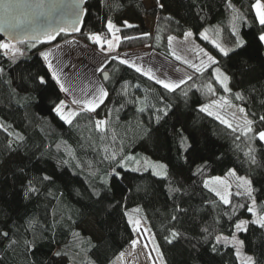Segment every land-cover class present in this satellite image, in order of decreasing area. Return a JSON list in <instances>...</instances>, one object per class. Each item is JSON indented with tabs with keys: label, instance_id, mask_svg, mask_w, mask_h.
I'll use <instances>...</instances> for the list:
<instances>
[{
	"label": "trees",
	"instance_id": "trees-1",
	"mask_svg": "<svg viewBox=\"0 0 264 264\" xmlns=\"http://www.w3.org/2000/svg\"><path fill=\"white\" fill-rule=\"evenodd\" d=\"M252 3L232 0L246 17V22L235 21L247 42L236 50L240 55L225 57L214 47H235L234 14L226 0H159V4L157 0H84L78 31H60L51 41L42 37L13 43L24 53L14 61L0 50V233H8L0 235V264H113L115 260L120 264L119 254L138 236L129 216L140 221L153 250L159 247L163 262L154 250L159 264H237L231 247L213 252L212 238L206 241L208 234L202 229L208 228L212 236L228 235L232 222L249 219L250 214L239 209L229 221L224 212L231 211V205L225 206L205 188L204 180L235 170L251 180L258 209L264 208V143L242 135L237 124L233 132L199 109L208 101L224 99L236 109H245L242 114L254 121L256 132L264 130V121L259 120L264 116V45L257 42L260 26ZM109 19L120 29L115 35L121 39L114 53L105 52L155 53L174 62L186 82L168 91L111 55L99 71L107 98L94 112L85 110L67 124L54 110L63 92L39 53L72 34L94 53L102 51L101 45L88 37L98 33L107 49ZM145 19L152 20L151 27ZM205 30L207 40L200 37ZM187 31L219 62L203 74L172 56L168 38H182ZM1 41L6 40L0 36ZM30 44L34 46L29 48ZM215 67L229 77L230 91L212 75ZM40 76L45 77V85L39 84ZM139 107L145 111H137ZM157 108L166 109L167 115ZM96 120H106L108 131H97ZM181 135L187 138L186 150ZM113 154L116 160L135 159L119 168ZM143 157L165 164L167 179L145 170ZM136 160L141 162L140 171L131 170L138 167ZM113 170L119 175L113 177ZM30 181L38 192L25 196ZM176 188L181 191H173ZM232 193V205L248 203L246 197ZM173 230L180 236L169 244L165 237ZM239 237L244 240L243 251L264 264V229L249 225Z\"/></svg>",
	"mask_w": 264,
	"mask_h": 264
},
{
	"label": "snow or ice",
	"instance_id": "snow-or-ice-1",
	"mask_svg": "<svg viewBox=\"0 0 264 264\" xmlns=\"http://www.w3.org/2000/svg\"><path fill=\"white\" fill-rule=\"evenodd\" d=\"M81 2H82V0H74V3L72 5L71 12H72V15L76 18L74 23L78 22L79 17L83 11L79 7ZM157 3L159 4V0H157ZM19 6L20 5L13 3L12 0H9V2L7 4H5V6H4L5 12L7 13V15L3 19H0V31L7 32L10 39L16 40L18 43L23 41V37L21 35H19V32L21 30L27 31V29L31 27V23H32V20L30 19L28 21V25L26 28L25 27V21L23 19L16 18L14 13H15L16 8H18ZM160 6L163 7V5H160ZM226 6L234 14L233 19H232V34L234 36H236L235 47L231 48V49H226L219 44H214V47H216L223 56L229 57L230 53H235L236 55H240L241 53L237 52L236 50L237 49H243L247 43L238 34L237 25L235 23L236 20L246 22V17L242 13H239V10L236 9L235 6L232 4V0H226ZM34 7L37 9H43L44 4L42 2H38L34 5ZM251 9L254 11L255 18L258 21L259 26H260L259 35L257 36V42L261 45H264V0H254V3L251 4ZM37 15H42V13H37ZM34 18L35 17H33V19ZM125 25L127 27H132V25L127 24V22H125ZM106 27H107L108 31L110 33H112L113 36H115L116 32L120 31V29L111 21V19L107 20ZM73 30L78 31L79 29L74 28ZM60 31H66V29L61 28ZM206 31L207 30H205V32ZM205 32H201L200 37H201V39L207 40L208 36L205 34ZM55 34H56L55 30H52V31L45 30L43 32V37L46 38V40L51 41V40L55 39ZM145 35H148V34H145ZM184 36L186 38L191 37V36H193V33L191 31H187L184 33ZM40 38L41 37L39 35L34 37V39H40ZM131 38L132 37H124V39H131ZM88 39L93 41L94 43H96L98 45H101L102 51H105V50L110 51L114 48L112 40L108 39L106 41L107 49H105L103 47V44L101 41V35L98 33L90 35L88 37ZM115 39L119 40L121 38L118 36H115ZM172 39H173V37L168 38L169 45H171ZM33 46L34 45L30 44L29 48H31ZM0 50H4L5 55H8L10 53L11 54L10 59H12L13 61L16 59L17 56H21L24 54L20 49L16 48L15 44H13L11 42L0 43ZM200 52H202L203 55L207 57V61L202 60L200 66H196V65L189 63V67H193V68H195V71L197 73L203 74V72L207 68H209L213 65H216L219 62L213 56H211L207 52H205L203 49H200ZM39 55L47 63V69H48V73L51 74V79L54 80L57 85H59V88L62 92H67L68 89L65 87V84L61 82L60 76H59L56 68L53 66L52 62L49 60V57H50V55H52V53L49 51H41L39 53ZM115 58L116 57H114V59ZM177 59H179V57H177ZM184 62L188 63L187 61H184ZM120 63L121 64H127L129 67L134 68V70L137 73H140L141 75H146L148 77V79H150V80L154 79L155 83L161 85L164 89H166L168 91H174L176 88L180 87L181 84H184L186 82L183 79L176 81V82H166L163 79H159V78L154 77L151 73V70L145 71L142 67L136 66L134 63L130 62L129 60L120 59ZM98 71L103 72V68L98 69ZM0 72H3L2 68H0ZM46 75H47V73H46ZM212 75L215 77L216 81L219 82L224 87L225 91H230V89L228 88L227 83H226L228 81L229 77L227 75H225L224 73H222L221 69L219 67L213 68ZM104 79L105 80L108 79V76L106 74L104 75ZM187 79H192V77L188 76ZM38 80H39L40 85H45L47 83L44 76L38 77ZM208 87H209V90L211 91L212 90L211 85H208ZM185 95H187V93H185ZM107 96H108V91L105 90L103 87H99L98 89H95L93 91V95H92L91 99L82 101V100L74 98L72 100L73 104H76L78 106L82 105V107H80L79 111L68 109V106L65 104L64 101H59L58 106H56L54 108V110L60 116L61 120H63L67 124H72L73 119L76 118L77 116H79L85 110H87L88 112H94L99 105L103 104V102L107 98ZM236 98L242 99L240 93H236ZM161 103H163V98H161ZM66 109H67V115H64V110H66ZM199 110L201 112H208V107L202 106V107H200ZM137 111L144 112L145 108L139 107L137 109ZM156 111L157 112L163 111L164 115H167L166 109L157 108ZM239 111H240V113H244L245 109L240 108ZM208 114L211 115L210 112ZM156 119L158 121L160 119V117L157 116ZM217 119H221V118L217 117ZM259 120L264 121V116H260ZM221 123H227V122L224 121L223 119H221ZM253 124H254L253 120L247 119L245 117L243 119V126L242 127L238 126L241 134L248 137L249 139H253L255 137H258L260 141L264 142V131L256 132L253 128ZM94 127L97 131L102 132V133L108 131L106 120H96ZM228 127L231 128L233 132L237 131V128L233 127L231 124H228ZM0 129H3V125H0ZM4 130L7 131V129H4ZM250 133L252 134V136H249ZM9 135H13V133H9ZM14 135L16 136L17 139L23 140V136L19 135V133H15ZM236 138L239 139V136H237ZM186 140H187V138L184 137L183 135H181V141H182L181 147L184 148L185 150L187 147ZM9 147H11V143H9ZM252 151H253V149L250 148L249 152H252ZM245 155H248V153H246ZM106 159H108V157H106ZM111 159L116 161V167L124 168L125 167L124 161L134 160L135 158L131 157V156H125L120 160H116V156H115V154H113ZM250 159H251L252 163H255L254 157H250ZM135 162L138 165V167L132 168L131 170L132 171H140L141 162L139 160H136ZM142 166L145 170L150 168L152 170L153 175L167 179V166L165 164L158 162V161H151L150 159H144ZM198 171H200V169H198ZM110 174L113 177L119 175V173H117L115 170H113ZM229 175L230 176H236L235 170H229ZM43 179L49 180L51 178L49 176H44ZM236 181H237L236 188L238 190L234 193V195L237 197H246V199L248 201L247 204L238 203V204L232 205L230 197L233 195V193L230 190H228V189H230L231 185L225 184L224 185L225 191L223 193L218 191L216 188H210L209 187L210 183H221V184H223L224 182L221 181L220 178H216L215 181H205L204 187L208 188L209 191L214 192L215 195L219 197V200L225 206L231 205V211H225L224 212V216H226L229 221H232L233 216L236 215V213L239 209H246L247 213L250 214L251 218L250 219H237L234 222H232L230 224V227H229V234L228 235H224L223 233H220V234H216V235L212 236V233L210 232V230L208 228H204V229H202V231L208 234L204 237V239L207 241L210 237L212 238L211 249L213 252H219L221 247L222 248L231 247L234 250V255L236 257L237 264H260V262L257 261L252 255H248L247 253L243 252L244 240L239 237V234L240 233H246L249 230V225H256L257 227L264 229V208L258 209L256 198L253 195L255 190L252 186L251 180H249L246 177H236ZM107 182L108 181L105 180L106 184H107ZM29 185L30 186L28 187L27 191L25 192V196H28L30 193L38 192V189L36 187L31 186V181L29 182ZM173 191L180 192L181 190L179 188H176V189H173ZM94 194L97 196L99 195L98 192H96ZM213 203H215V202H213ZM135 211H139V210L137 209ZM126 215H127V213H126ZM172 220H176V216H173ZM129 223H131L134 228L138 229L140 221L139 220H133L132 217L129 216ZM217 223H219V220H217ZM0 235H3L6 237V236H8V233L3 232V233H0ZM179 236H180V233L173 230L170 232V236L165 237V239L169 244H171L173 242V240L178 238ZM12 243L15 244V243H17V241L13 240ZM25 243L28 244L27 241H25ZM132 243H133V245H135L137 243V241L134 240ZM154 250L157 252V255L159 256L161 262H163V256L159 252V247L156 246V248ZM56 255L60 256V255H62V253L57 252ZM121 256H123V253H121Z\"/></svg>",
	"mask_w": 264,
	"mask_h": 264
},
{
	"label": "rangeland",
	"instance_id": "rangeland-1",
	"mask_svg": "<svg viewBox=\"0 0 264 264\" xmlns=\"http://www.w3.org/2000/svg\"><path fill=\"white\" fill-rule=\"evenodd\" d=\"M146 23L149 27L152 26V20L146 19ZM115 36L110 33V37L108 38L112 40L114 46L117 42ZM44 39L46 40V38ZM0 43H7V41H1ZM56 45L48 48L49 50L47 51L52 53V55H50L49 57V60L56 68L61 82L64 83L65 87L68 89L67 92H63V95L65 96L64 102L68 106V109L79 111L82 105L78 106L76 104H73L72 100L74 98L82 101L91 99L93 91L95 89H98L99 87H102L101 81L99 79L98 69L102 68V66L111 55L119 60H129L136 66L142 67L145 71L151 70V73L154 77L163 79L166 82H176L181 79L185 80V77L177 71L174 62L167 60L155 53L143 55L141 54V52L133 51L131 53L108 54L107 52L100 50L94 51L93 53L91 52V50L89 51L87 47L76 38L75 35L69 37V39L65 42ZM105 46L107 47V43H105ZM170 49L173 58L188 66L189 63L200 66L202 60L207 61V57L204 56L202 52H200V49L202 48L194 41L193 36L187 38L185 36H183L182 38L173 37ZM177 57H179V59H177ZM184 61H187L188 63H185ZM226 83L228 86V81ZM203 106L208 107V112L205 113L208 114L210 112V116L216 119L217 117H220L227 122L223 124L227 126L228 124H231L233 127L235 124L241 127L243 126V119L245 117L242 113H240L239 109L232 107L226 100H211L205 103ZM64 115H67V109L64 110ZM221 119L217 120L221 122ZM144 159L155 161L149 157H143V161ZM147 170L152 172L150 168ZM236 177L244 176H240L237 174L236 176H230L228 172L224 176L208 177L204 180V182L215 181L216 178H220V180L224 182L223 184L210 183L209 187L216 188L218 191L223 193L225 191L224 185L228 184L231 185L230 189L228 190H230L231 192H236L238 190L236 188ZM139 227L141 226H138V230ZM148 240L152 244V241L149 238ZM113 264H118V260H115Z\"/></svg>",
	"mask_w": 264,
	"mask_h": 264
},
{
	"label": "water",
	"instance_id": "water-1",
	"mask_svg": "<svg viewBox=\"0 0 264 264\" xmlns=\"http://www.w3.org/2000/svg\"><path fill=\"white\" fill-rule=\"evenodd\" d=\"M8 2L9 0H0V19H3L7 15L4 6ZM12 2L20 5L16 8L14 15L16 18L25 21L26 28L28 21L30 19L32 20L31 27L28 28L27 31L21 30L19 32V35L23 37V41L39 40L34 39V37L39 35L42 38L45 30H55V33L58 34L61 28L74 29L80 24L84 13V0H82L79 5L80 9L83 11L76 23H74L76 18L71 12L74 0H12ZM38 2L44 4L43 9L34 7ZM37 13H42V15H37ZM33 17L35 18L33 19ZM0 36L6 41L18 43L16 40H11L8 33L5 31H0ZM104 75L105 73L102 75V78L103 81H106Z\"/></svg>",
	"mask_w": 264,
	"mask_h": 264
},
{
	"label": "built area",
	"instance_id": "built-area-1",
	"mask_svg": "<svg viewBox=\"0 0 264 264\" xmlns=\"http://www.w3.org/2000/svg\"><path fill=\"white\" fill-rule=\"evenodd\" d=\"M134 240L137 241L135 245L132 243ZM134 240L127 251L121 252L123 256L119 254L120 264H158L152 245L142 228H139L138 236Z\"/></svg>",
	"mask_w": 264,
	"mask_h": 264
},
{
	"label": "crops",
	"instance_id": "crops-1",
	"mask_svg": "<svg viewBox=\"0 0 264 264\" xmlns=\"http://www.w3.org/2000/svg\"><path fill=\"white\" fill-rule=\"evenodd\" d=\"M147 20H150V19H147ZM145 22H146V19H145ZM57 46V45H56ZM115 46H116V44H115ZM115 46H114V48L112 49V50H110L109 52H113L114 53V50H115ZM47 50H49V49H47ZM47 50H45V51H47ZM131 53V52H130ZM47 64V63H46ZM65 97V96H64ZM65 99L63 98V100L62 101H64Z\"/></svg>",
	"mask_w": 264,
	"mask_h": 264
}]
</instances>
